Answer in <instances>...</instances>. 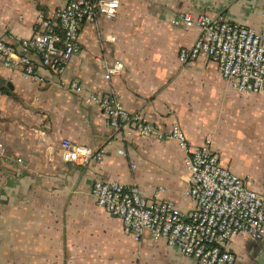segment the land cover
Returning a JSON list of instances; mask_svg holds the SVG:
<instances>
[{
    "label": "crops",
    "instance_id": "crops-1",
    "mask_svg": "<svg viewBox=\"0 0 264 264\" xmlns=\"http://www.w3.org/2000/svg\"><path fill=\"white\" fill-rule=\"evenodd\" d=\"M63 5L0 0V37L25 54L20 40L37 31L40 15L53 17ZM183 13L259 29L264 0H121L116 17L83 24L65 76L88 92L117 96L164 133L179 125L194 148L209 139L221 165L264 196V90L235 91L205 56L180 63V49L199 35L198 27L172 24ZM27 53L43 82L0 60V264H197L150 231L135 239L92 195L98 180L136 186L147 198L163 188L165 199L189 211L190 153L175 140L110 127L97 105ZM115 60L124 69L108 80L104 64ZM64 139L105 149L103 159L91 166L64 162ZM227 248L234 264L264 261V239L237 235Z\"/></svg>",
    "mask_w": 264,
    "mask_h": 264
},
{
    "label": "built area",
    "instance_id": "built-area-1",
    "mask_svg": "<svg viewBox=\"0 0 264 264\" xmlns=\"http://www.w3.org/2000/svg\"><path fill=\"white\" fill-rule=\"evenodd\" d=\"M120 7L121 0H64L53 17L40 15L37 31L21 39L20 46L30 51L43 68L60 76L64 88L97 105L110 127L128 135L137 132L146 137L175 140L181 149L190 153L186 195L193 206L189 211H182L165 199L163 188L147 198L136 186L106 180H98L93 185L92 195L97 205L119 217L124 231L137 240L145 231H150L153 239H165L197 264H234L236 257L227 248L233 237L264 239V196L249 187L246 179L221 165L209 139L194 148L179 125L164 133L140 113L129 112L117 96L88 92L77 80L65 76L72 56L79 51L83 24L96 23L100 18L112 19ZM172 24L186 29L199 28L195 43L180 49V63L205 56L216 64L235 91L256 94L264 90V24L256 29L220 17L192 13L180 14ZM26 52L18 53L0 37L2 66L19 68L24 78L43 82L44 77L37 73L32 56ZM123 69L122 61L105 63V78L110 80ZM60 150L64 162L80 166L100 162L105 153V149H93L68 139L61 142Z\"/></svg>",
    "mask_w": 264,
    "mask_h": 264
},
{
    "label": "water",
    "instance_id": "water-1",
    "mask_svg": "<svg viewBox=\"0 0 264 264\" xmlns=\"http://www.w3.org/2000/svg\"><path fill=\"white\" fill-rule=\"evenodd\" d=\"M250 264H264V261L260 258H255V260Z\"/></svg>",
    "mask_w": 264,
    "mask_h": 264
}]
</instances>
